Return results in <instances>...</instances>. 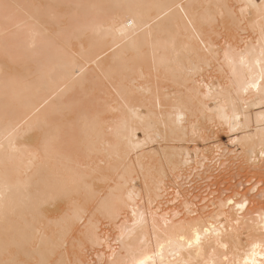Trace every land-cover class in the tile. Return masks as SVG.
Masks as SVG:
<instances>
[{
  "label": "bare ground",
  "instance_id": "1",
  "mask_svg": "<svg viewBox=\"0 0 264 264\" xmlns=\"http://www.w3.org/2000/svg\"><path fill=\"white\" fill-rule=\"evenodd\" d=\"M262 53L264 0H0V264H264V187L220 197L264 184ZM220 153L209 212L152 209Z\"/></svg>",
  "mask_w": 264,
  "mask_h": 264
},
{
  "label": "rangeland",
  "instance_id": "2",
  "mask_svg": "<svg viewBox=\"0 0 264 264\" xmlns=\"http://www.w3.org/2000/svg\"><path fill=\"white\" fill-rule=\"evenodd\" d=\"M225 140L227 141V137H225L224 139H222L221 142H223V141L225 142ZM192 148H193V147H192ZM192 148H191V149H192ZM220 154H222V153H220ZM216 156H217V155H216ZM221 156L223 157V154H222V155H219V157L217 156V157H218V160H217L218 162L216 161L217 158H215V156H214L215 159L212 157V160H215V161H214L215 163L213 162L214 164L211 163V160H204V163H205V164L203 165V166H204L203 168L200 167V164H199V162H198V161H200L199 159H202V157L199 156V159H197L198 161H197L196 163H198L197 165H199V167L202 168V169H200L201 174L198 176V172H197V171H194V170H195V168H194L193 171L191 170L193 173L191 172L192 174H190V175L188 174V175H187V177L192 175V177H191L192 180H190V177H189V179L187 180V177H185L186 175H184V177H183V178H185V180H186L187 182H189V184H188V183L182 178V176H180V178H178V179H181L180 181H183V180H184V181L186 182V184L183 183L184 181L181 182L182 184H180V181H177V179L175 180L176 173H175V175H172V176L169 175V178H168L169 181H168V179H167L166 181H168V182H167V183L165 182V184H167V187H168L167 189L169 190V191H168L169 193H167V190H166L165 193L162 192V193H164V195H162V196H163L164 198H165V197H167V198L170 197V198H168V199H167V198H165V199L161 198L162 201H160V199H158L159 197H161V194H160L161 192H160V193H159L160 196L157 198L158 200L155 201V203H154L155 205H154V207H152V209H155V210L157 209V211H155V212H157V213L159 212L161 215H165L166 213L169 212V213H168L169 215L167 214L168 216H170V214H172V213L175 214L177 211H179L180 214H182V218H181V215L179 214V215H180V216H179L180 219H179L177 216H175V219H174V217H173L172 220H176V219L181 220V219H184V218H185V217L183 216V214L187 211V208L184 209V207H185V206L187 207V205H189V203L191 204V205H189L190 208H192L191 210H193L194 208H197V206H199V205H201V206H199L198 209H200V207H202L201 209H205L207 205H208V207L211 206L212 204H211V205L208 204V203L211 201V197H210V196L213 195V197H212V201H211L210 203L215 202V200L218 199V197L220 196V193H219V192L217 193V191H220V192H221L222 189H223V190H226V189L228 188V186H227L226 184H225V185L223 184L224 181H226V180H228V179H229L230 181L232 180V182H233V183L231 182L232 185L234 184V186H236L237 184H239V182L243 181V179H244L242 176L239 175V176L241 177V178H240L239 176H237V177H238L237 179H239V180H237V179L235 180V178H234V180H233V178H231V177H232V176H233V177H236V176H235V175H236L235 172H237L238 170H237V169H236V170H233V171H235V172H233L232 174H234V175L231 174V175H232V176H231L230 173L228 174V172H230L231 169H229L227 173H225V171H224V170H227L228 166H226V168H225V166H224V167L222 166L223 168H225V169L223 170L224 172L221 170L222 173L217 174V172L219 173V171H217V168H218L219 166L217 167V166H215V165H220V163H224V162L226 161V160H224V159H223L224 161L219 160ZM223 158H224V157H223ZM195 159H196V158H195ZM195 159H194V160H195ZM209 159H211V158H209ZM221 159H222V158H221ZM195 161H196V160H195ZM205 161H206V162H205ZM221 161H222V162H221ZM193 163H194V161H193ZM206 163H207V164H206ZM210 163L212 164V167H213V168H209V166H211ZM226 163H227V161H226ZM209 164H210V165H209ZM193 165H194V166H197V165H195V164H193ZM207 165H208V166H207ZM205 166H206V167H205ZM214 166H215L217 172L215 171ZM222 167H221V168H222ZM205 168H209L210 171L213 173V175H214V173L216 172V173H215L216 176H214V177L217 178V180L214 179V177L212 176V173L209 172V171H207ZM223 168H222V169H223ZM197 169H198V168H196V170H197ZM198 170H199V169H198ZM205 171L208 172V173H211V174H207V175H208V176H212L213 179L210 178V177H208V176L206 175V172H205ZM213 171H215V172H213ZM221 171H220V172H221ZM195 172L197 173V176H196V177H197V178L200 177L199 179H197V178L194 176V177L197 179V183L200 182V183H198V186H197L196 181L194 180L195 178H193V175H194ZM187 173H190V172H187ZM196 173H195V174H196ZM237 173H238V172H237ZM221 174H222V176L219 177V175H221ZM201 175H202V176H201ZM217 176H218L219 178H218ZM172 177H174V178H172ZM176 177H177V176H176ZM226 177H227V178H226ZM171 178H172V179H171ZM223 178H224V179H223ZM242 178H243V179H242ZM182 179H183V180H182ZM201 179H202V180H201ZM170 180H171V182H170ZM173 180L176 181V182L178 183V184L176 183L177 185H179L178 187H177V185H174L175 183H174ZM189 180L191 181V183H190ZM199 180H200V181H199ZM213 180H214V181H213ZM193 181H195L196 184L193 183ZM209 181H210V182H209ZM216 181H217L219 184L221 183L220 185L223 184V186H222V187H219V184H218ZM235 181H236V182H235ZM172 182H173L174 184H172V186H171V183H172ZM168 183H169L170 185H168ZM216 183H217L218 185H217ZM244 183H245L246 185L244 184L243 187H241V188L239 187V189H237V191H236L237 194H236L235 191H234V194H235V195L232 194V193H233V190H235L236 188H235V189H234V188H230V192H229L228 189L226 190V192L224 191L225 194H224V192H223V195H224V196L222 195V192H221V196H220V197H223V198H224V197H225V198L228 197L226 194H230L229 196H231V195H233V196H237V195H239V196L234 197V198H235V200H236V198H237L238 201H241V200L244 199V197H243V194H244V196L247 195V196L245 197V199H248V201H249V199L251 198V200L249 201V203H250V206H249V207H250V208L254 207V209H256V208H257V206H256V205H257V204H256L257 201H256V203H255V200H256L257 197H255V198H253V197H254L256 194L258 195V193H259V192H258L259 189L263 188V187H264V184L260 185V187H258L257 189L255 188V191H254V190H249V187H250V189H251V188L257 183L256 180L253 181V182H251V183H247L246 180H244ZM138 184H139V185H138V188H139V190H138V194H139L140 192H141V193L139 194V197H137V198H138V199H137V202H138V204L140 203V204H139L140 206H141V205L143 206V205L146 204L145 202H147V200H146L147 195H144V194H146V193L142 192L143 189L140 188V187H141V186H140V180L138 181ZM184 184H185V185H184ZM194 184L196 185L197 188L194 187V186H195ZM183 185H184L185 187H184ZM139 186H140V187H139ZM169 186H170V189H171V190L169 189ZM181 186H183L184 188L182 189ZM217 186H218V187H217ZM180 187H181V188H180ZM188 187H189V188H188ZM179 188H180V189H179ZM195 188H196V189H195ZM220 188H221V189H220ZM207 189H208V190H207ZM218 189H220V190H218ZM232 189H233V190H232ZM245 189H246V192H245ZM247 189L249 190L250 195L246 194V193L248 192ZM180 190H181V192L183 191L182 194H183V196H185V197H183L182 195L179 194ZM184 190H185L187 193H186ZM214 190H215V191H214ZM238 190H239V191H238ZM177 191H178V193H177ZM250 191H251V192H250ZM184 192H185L186 194H185ZM231 192H232V193H231ZM143 193H144V194H143ZM188 193H192V194L189 195ZM194 193H195L196 195H195ZM212 193H215L216 196H215L214 194H212ZM238 193H239V194H238ZM242 193H243V194H242ZM142 194H143L144 196H143ZM167 194H168V195H167ZM211 194H212V195H211ZM165 195H166V196H165ZM186 195L188 196V198L191 196L190 199H188V198L186 197ZM217 195H218V196H217ZM241 195H242V196H241ZM252 195H254V196H252ZM257 195H256V196H257ZM141 196H142V198H144V197H145V198H144V199H141ZM192 196H194V197L192 198ZM198 196H199V197H198ZM200 196H201V197H200ZM248 196H249V197H248ZM250 196H251V197H250ZM215 197H217V198H215ZM147 198H148V197H147ZM176 198H177V199H176ZM191 198H192V199H191ZM196 198H198V199H196ZM214 198H215V199H214ZM252 198L255 199V200L253 201ZM139 199H140V200H139ZM184 199L186 200V202H184V201H185ZM193 199L196 200V201H194V202L197 204V206H196L195 203H193ZM205 199H206L208 202H207ZM165 200H166V201H165ZM190 200L192 201V203L189 202ZM197 200H198V202H197ZM159 201L162 202V203H158ZM175 201H176V202H175ZM182 201H183V202H182ZM251 201H253V203H255V205H254L253 203H251ZM141 203H142V204H141ZM163 203H164V204H163ZM181 203H184L185 205H184V204H181ZM186 203H187V204H186ZM147 204H149V203H147ZM147 204H146V205H147ZM251 204H252L253 206H252ZM152 205H153V204H152ZM156 205H157V207H156ZM180 205H181V206H180ZM182 205H184V207H183ZM193 205H195V206H193ZM205 205H206V206H205ZM261 205H262V204H261ZM179 206H180V209L182 208V210H184V211L181 212L180 209L178 208ZM191 206H193L194 208L191 207ZM255 206H256V208H255ZM144 207H146V206H143V208H144ZM149 207H150V205H149ZM149 207H147V208H148V211H149ZM208 207H207V208H208ZM249 207H248L246 213H247L248 210L250 209ZM260 207H261V206L258 205V208H260ZM147 208H146V209H147ZM177 208H178V209H177ZM207 208H206V209H207ZM209 208L212 209V206L209 207ZM230 208H231V207H230ZM261 208H262V207H261ZM201 209L199 210V212H201ZM206 209H205V210H206ZM210 209H209V210L207 209V211L209 212ZM185 210H186V211H185ZM195 210H196V209H195ZM195 210H194V211H195ZM126 211H127V210H125L124 212L126 213ZM146 211H147V210H146ZM153 211H154V210H153ZM196 211H197V213H198V210H196ZM196 211H195V212H196ZM170 212H171V213H170ZM179 212H177V213H179ZM183 212H184V213H183ZM125 213H122L123 216L121 215L120 219L118 220V222H117L118 225L122 222V220L125 219L126 215H128V211H127L126 215H124ZM159 213H158V214H159ZM162 213H163V214H162ZM177 213H176V214H177ZM197 213H196V214H197ZM160 214H159V215H160ZM176 214H175V215H176ZM186 214H187V212L185 213V215H186ZM177 215H178V214H177ZM244 215H245V214H244ZM244 215H243V216H244ZM171 216H173V215H171ZM171 216H170V218H171ZM195 216H196V215H195ZM176 217H177V218H176ZM183 217H184V218H183ZM122 218H123V219H122ZM102 220H103V218H102ZM102 220H100L101 223L99 222L100 224H98V226H99V231L101 232L100 234H102V236H103V233L106 231V235H105V233H104V236L106 237L107 234H108V238L110 237V239H111L110 241L113 242V241L116 239L115 236L118 237V234H119V230H118V229L116 230V228H118V225H117V223H115V224L117 225V227L113 229V227H111L110 222H109L110 225L108 226V223H106V222H108V221H105V219H104V221H102ZM102 222L106 223V226H104V228H103V227L100 228L102 225H105V224L102 223ZM101 224H102V225H101ZM100 225H101V226H100ZM112 226H113V225H112ZM106 228H107V229H106ZM101 229H102L103 231H101ZM104 229H105V230H104ZM109 233H110V234H109ZM111 234H113V236H112ZM104 236H103V237H104ZM105 237H104V239H105ZM105 240H106V241H109V240H107V238H106ZM108 243H111V242H108ZM114 244H115V241H114V243H111V244H107V245L104 244L106 247L103 246L102 249H101V251H103V249H105V251L108 249V250L106 251V253L109 251V252H108V254H109L111 251H110V248H109L108 246H109V245H110V246H113ZM115 245H116V244H115ZM117 245H118V244H117ZM105 251H104V252H105ZM104 252H103V253H104ZM95 253H96V252H95ZM95 253L92 252L93 255L91 254V259H92V256L94 257V255H95L94 259H92V261H94L95 264H98V262H99V264H107L106 262H103V261H105V259L99 261L98 256H97L98 253H97V254H95ZM106 253L104 254L105 256H106ZM108 254H107V255H108ZM96 256H97V257H96ZM94 263H93V264H94Z\"/></svg>",
  "mask_w": 264,
  "mask_h": 264
},
{
  "label": "snow or ice",
  "instance_id": "3",
  "mask_svg": "<svg viewBox=\"0 0 264 264\" xmlns=\"http://www.w3.org/2000/svg\"><path fill=\"white\" fill-rule=\"evenodd\" d=\"M262 54H264V53H262ZM241 62H242V63L244 62L243 59L241 60ZM258 63H261V62L258 61ZM260 79H261V80H264V66L261 67ZM249 86H250V87H253V88H259V87H260L257 83H255V81H253ZM228 203L231 204L232 201L230 200V201H228ZM245 206H246V203H242V204H239V205H238V207H240V208H244ZM200 243H201V236H200L199 232L197 231V232L195 233V235H194V240H192V241L189 243V247H192L193 244L199 246ZM150 260H151V257H146L145 259L140 260V261L138 262V264H149V261H150ZM252 264H254V262H252Z\"/></svg>",
  "mask_w": 264,
  "mask_h": 264
}]
</instances>
